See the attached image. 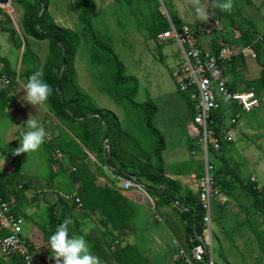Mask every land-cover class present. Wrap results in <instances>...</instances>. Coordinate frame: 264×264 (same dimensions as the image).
I'll use <instances>...</instances> for the list:
<instances>
[{"label": "rangeland", "instance_id": "obj_1", "mask_svg": "<svg viewBox=\"0 0 264 264\" xmlns=\"http://www.w3.org/2000/svg\"><path fill=\"white\" fill-rule=\"evenodd\" d=\"M92 1L96 4V13L91 17L93 28L99 37L111 40L112 48L124 64L126 74L137 77L139 81L135 102L143 103L149 95L159 107L160 119L156 116L155 125L162 132L169 152L172 150L171 136L179 128L185 127V121L178 120V116L186 119L188 114L191 119L190 108L177 91L176 71L181 63L178 48L173 42L150 39L147 31L149 21L154 17L156 20L163 18L168 23L171 20L168 10H173L181 23L199 30L198 42L201 47L211 50L222 46L228 50L230 58L225 64L226 76L229 82L235 81L234 93H238L235 98H240L228 109L226 116L230 118V111L239 115L238 134L233 144L208 154L214 167L212 176L217 182L216 188L227 199L223 205L215 202L212 206L213 252L217 264H264V217L253 209L252 198L239 188L237 182L231 177L214 174L222 164V157L234 172L245 180L251 181L254 178L255 184L260 189L264 188V88H252L251 85V80L257 79L261 67H264V42H260L257 35L264 30V0H232L230 12L216 8V0H129V4L126 0ZM2 10L10 16L12 27L21 38L22 9L14 0H10L9 5ZM48 11L58 27L73 30L80 35L81 45L74 60L77 84L89 95L94 106L114 112L121 129L126 132V125L135 123V115L124 104L115 103L102 91L111 87L109 73L104 67L91 63V46L82 35L74 0H50ZM201 12H206L208 18L202 19ZM0 19H3L2 15ZM255 30L258 32L255 33ZM244 31L251 36L250 47L243 46L240 36ZM27 41L38 58L32 71L41 72L47 55V42L33 39ZM22 52L23 48L15 50L7 36L0 33V56L9 61L17 74L24 73L28 68L21 63ZM233 57L235 61H232ZM29 70L28 75L31 76L33 73L30 66ZM25 83L24 78L15 81L7 89L12 101L6 99L4 105H0V174L8 175L13 171L11 157H15L22 165V179L7 185L8 202L16 214L23 218L22 230L25 235H31L38 252L35 255L37 261L51 264L47 240L60 223L70 218L73 221L71 230L76 234H83L82 229L90 223L93 227L87 235L99 237L106 244L117 242L114 249L130 243L150 264H171L175 252L172 241L176 239L186 248V231L172 205L160 206L156 196L146 195L147 187L162 190L164 186L142 182L144 192L134 190L132 197L136 211L134 229L106 235L105 228L90 221L89 213L75 204L74 199H63L67 208L60 203L62 194L71 196L76 193L63 158L56 155L53 157V151H48L45 144L36 152L13 154V150L19 146L21 131L26 127L24 123L30 115H35V109L30 105H22L19 99L23 95L21 91ZM171 112L175 113V121L170 117ZM45 114L39 111L36 113V119L45 126V141L55 135L54 131L70 134L71 130L61 124L59 129L53 127L50 135ZM140 118V124L136 126L137 134L133 131L132 135L136 136L142 153L147 156L153 139L146 132ZM159 121L170 125V134L160 127ZM195 132L193 137L198 142L196 146L201 149L196 128ZM15 139L18 140L17 145H9ZM128 143L130 147L133 145L132 142ZM172 161L176 162L173 158L164 160L168 168ZM52 177L59 183L53 181ZM52 183L54 187L50 186ZM49 195L55 196L54 204H50L52 201ZM0 259L3 264H19L16 261H20L13 257Z\"/></svg>", "mask_w": 264, "mask_h": 264}, {"label": "trees", "instance_id": "obj_2", "mask_svg": "<svg viewBox=\"0 0 264 264\" xmlns=\"http://www.w3.org/2000/svg\"><path fill=\"white\" fill-rule=\"evenodd\" d=\"M126 1L127 4L130 3L129 0ZM14 3L22 9L21 28L23 36L19 38L16 30L12 27L10 16L5 14L1 8L0 15L3 16V19H0V33L7 35L8 42L15 50L23 48L21 63L28 68L24 73L17 74L11 68L9 61L1 56L0 64L10 77V86L19 78H24L27 82L28 71H30L29 66L32 71L34 65L38 62V58L27 39L47 42V55L40 73L53 89L52 95L49 97V111L58 122L71 131L70 134H64L61 131L58 135H54L48 141H45L44 144L48 151H53V157L58 152L61 158L68 161L71 168L69 172L71 182L73 186L78 185L75 189L76 193H74L76 196L72 198L74 203L77 204L76 199H78L81 208L89 215L100 211L105 217L103 226L106 235L126 233L134 229L132 220L136 215V211L133 205L118 193V189L114 185L112 188L96 186V177L88 164L89 154H95L118 177L124 179L134 178L142 185V182H146L152 185L164 186L162 190L153 189L149 186L147 187V193L150 197L156 196L160 206L172 205L173 210L179 215L185 231H189L194 242H198L196 238L201 236L203 231L202 220L205 212L199 203L197 192L194 193L187 188H183L178 180L171 179L165 174L163 161L165 138L155 125L158 107L149 95L145 102H135L139 81L137 77L126 74L125 66L114 52L111 40L99 37L93 28L91 17L96 13L94 1L74 0L75 7L78 10V23L82 35L85 36L91 46V63L104 67L109 73L111 87L104 88L102 91L112 98L115 103L124 104L125 108L135 115L134 124H125L127 127L126 132L121 129L119 119L115 113L94 106L89 95L77 84L74 60L80 49L81 38L73 30L58 27L48 11L50 0H14ZM157 7L159 6L157 5ZM168 14L177 28L183 25L173 10H168ZM167 29L168 23L166 20H163V18L156 20L152 17L147 27L149 38L157 41V36ZM194 29L198 38L199 30ZM254 32L258 31L255 30ZM257 35L258 39L262 37V33L258 32ZM240 37L243 40L244 47L252 45L251 36L247 31L242 32ZM260 42H264V37ZM221 47L211 50L216 52ZM232 61H235V57L232 58ZM63 64H65L64 67ZM233 67L232 64L231 68ZM32 73H36V70H33ZM234 83L235 81L232 80L228 84L231 92H235ZM251 85L252 88H264V67H261L259 77L251 80ZM9 88L0 90L1 106L4 105V100L8 99L7 89ZM177 91L179 96L189 104V112L191 120H193L195 106H193L190 99L191 93L179 91L178 85ZM235 115L236 113L231 111V117ZM140 117H142L146 132L153 139V143L152 141L149 142L151 149L147 156L142 153L140 142L136 140V136L132 135L133 131H136L137 134L136 126L140 124ZM221 117H224V114L220 113L219 118L215 117L218 125H221ZM186 140L187 149L190 152H202L199 146L195 145L197 140L190 138ZM17 142L18 140L15 139L9 145H17ZM128 142H132L133 145L130 147ZM226 145L222 144L219 150ZM214 151L210 148L208 154ZM220 161L222 164L217 171H214V174L231 177L237 182L239 188L252 198L251 205L253 209L264 217V188L260 189L255 182L245 180L240 174L234 172L222 157H220ZM11 164L13 166L11 173L8 175L0 174V198L6 202L9 200L7 185L15 180L22 179V165L16 161L15 157H11ZM210 164H212L211 160ZM211 166L213 167V165ZM201 170L203 174L204 162L201 164ZM212 177L216 188L217 182L214 180V175ZM15 200L19 202L16 197ZM59 201L67 208L63 198ZM12 213L20 216L16 214L14 207H12ZM107 224H109L108 228ZM86 239L91 252L100 258L102 264H150L149 260L144 258L138 249L130 243L111 250L114 244L113 241L106 244L103 243L101 238L90 235H86ZM51 256L50 253V262L54 263L55 261ZM16 263L23 264L18 260ZM0 264H3L1 259Z\"/></svg>", "mask_w": 264, "mask_h": 264}, {"label": "built area", "instance_id": "obj_3", "mask_svg": "<svg viewBox=\"0 0 264 264\" xmlns=\"http://www.w3.org/2000/svg\"><path fill=\"white\" fill-rule=\"evenodd\" d=\"M263 37L264 30L260 41ZM157 41L173 42L181 55V63L176 71L177 85L179 91L191 93L190 99L195 106L192 122L200 137L204 162V172L197 185L198 200L205 212L203 231L196 238L198 242L191 243L187 248H183L176 239L172 241L175 252L171 264H217L213 252L212 206L215 202L223 205L227 199L214 187L208 149L218 151L222 144H233L237 139L239 115H230L228 119L226 116L228 109L240 98H235L238 93L228 88L225 64L230 54L224 48L214 52L201 47L193 27L183 24L177 28L171 20L168 21V29L157 36ZM10 83V77L0 64V88H9ZM244 107L249 111L247 105ZM220 113L224 117H221V125H218L215 117L219 118ZM56 156L61 157L58 152ZM251 181L256 182L254 178ZM119 182L124 191L144 192V186L134 178L119 179ZM75 196L61 195L64 200H71ZM76 203L81 207L78 199ZM22 223L23 218L12 213L11 204L0 198V258L16 257L23 264H46L37 261V249L31 238L23 233ZM116 244L114 242L111 250H114Z\"/></svg>", "mask_w": 264, "mask_h": 264}, {"label": "clouds", "instance_id": "obj_4", "mask_svg": "<svg viewBox=\"0 0 264 264\" xmlns=\"http://www.w3.org/2000/svg\"><path fill=\"white\" fill-rule=\"evenodd\" d=\"M215 7L230 12L233 7L232 0H216ZM201 18L207 19V13L201 12ZM21 92L23 95L19 98L20 102L22 105L32 106L35 115H30L24 123L26 127L21 131L19 146L13 150L14 155L36 152L45 143L47 133L45 127L36 119V113L49 111V97L53 89L43 79L42 73L36 72L28 77ZM72 223L70 218H66L47 240L55 264H101L100 258L91 252L86 239L88 231L93 227L92 224L89 223L82 229L83 234H76L71 230Z\"/></svg>", "mask_w": 264, "mask_h": 264}, {"label": "crops", "instance_id": "obj_5", "mask_svg": "<svg viewBox=\"0 0 264 264\" xmlns=\"http://www.w3.org/2000/svg\"><path fill=\"white\" fill-rule=\"evenodd\" d=\"M11 68L15 71V69L12 66H11ZM16 81H18V79H16ZM7 97H8V100L11 102L12 98L9 96V94H8ZM4 101L6 102V100H4ZM170 115H171L170 116L171 119L173 121H175L174 120L175 117H176L175 113L173 114L171 112ZM44 116H46V124H47V130H48L47 132H49L50 135H51V132H53L52 131L53 127H55V128L57 127L58 129H59V127H62L61 123L58 122L52 116L50 111H48L47 114H45ZM157 118L160 119L159 107H158ZM178 120H184L185 121V127L179 128L177 130V132L174 135L171 136V138H170V141L172 142V145L170 146V148H172L171 152L167 151L166 141H165V150L163 152V161L165 160V158H173L176 162L172 161V163H170L169 168H168V166H166V164L164 162V172L169 178L174 179V180H178L181 183L183 188H187V189L193 191L194 193H196L197 192V185H198V182H199V178L201 177V174H202V170H201V164H202L201 158H202V155H201V153H197V151L196 152L195 151L190 152L187 149V140H186L187 138L194 139L193 136H195V133H196L195 132V128L196 127L194 126V124H193V122L190 119V116L188 114L186 116V119H184V116H183V118H181V116H178ZM159 125H160V127L165 128L167 130L168 134H170V132H171L170 125H168V124L164 125V124L161 123V121H159ZM196 130H197V128H196ZM54 132H55V135L59 134L57 131H54ZM197 143L198 142H195V145H197ZM179 156H181L180 160L177 161V158ZM5 161H6V159H5ZM64 161H65L66 168L68 169V172H70L71 168H70V165L68 164V161L66 159H64ZM88 164H89V167H90L91 171L94 173V175L96 177V179H95L96 186L112 188V186L114 185L118 189V193H120L123 197H125L128 200V202L130 204L133 205L132 202H134V201L132 200V197L134 198L135 191L134 190L124 191V190H122L120 188V183L121 182H119V179H124V178L116 176L112 172V169L108 168L107 165L102 163L96 157L95 154H89ZM172 167H174V168L172 169ZM54 180H55L56 183H59L56 180V178H54L53 181ZM50 186L54 187L53 183ZM73 187H74V189H76L78 187V185H74ZM50 191H52V190H50ZM145 192H146V190H145ZM147 192H146V195L149 196ZM53 197H55V196L49 195V198L52 201L50 204H54L55 203V199H54V202H53ZM133 207H134V205H133ZM88 219L104 228L103 222L105 221V217L102 215V213L100 211H96L95 213L90 214V217ZM132 221H134V219ZM183 225H184V223H183ZM108 227H109V224H107V228ZM184 227H185V225H184ZM184 231H185V229H184ZM169 234H171V236L173 237V234L171 232H169ZM27 236L31 238L30 234L27 235ZM185 238H187L186 239L187 241H185V243L187 244V246H186V248H187V247H189V245L191 243L194 242V240H193V238L191 236V233L189 231L186 232ZM54 263H51V264H54Z\"/></svg>", "mask_w": 264, "mask_h": 264}, {"label": "water", "instance_id": "obj_6", "mask_svg": "<svg viewBox=\"0 0 264 264\" xmlns=\"http://www.w3.org/2000/svg\"><path fill=\"white\" fill-rule=\"evenodd\" d=\"M10 0H0V8H5L9 5ZM65 66V64H63V67ZM106 147L108 148L107 142H106Z\"/></svg>", "mask_w": 264, "mask_h": 264}]
</instances>
